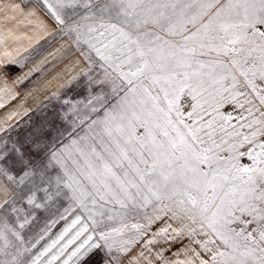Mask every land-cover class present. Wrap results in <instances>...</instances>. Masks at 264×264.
Instances as JSON below:
<instances>
[{
  "label": "snow or ice",
  "instance_id": "6c2138e0",
  "mask_svg": "<svg viewBox=\"0 0 264 264\" xmlns=\"http://www.w3.org/2000/svg\"><path fill=\"white\" fill-rule=\"evenodd\" d=\"M44 3L59 24L65 23L63 9L84 10L81 21L91 23H73L67 30L75 32L76 42L86 44L116 73L113 91L117 79L126 88L103 118L88 125V132L97 126L99 132L91 136L86 132L50 150L48 133L53 129L41 125L26 141L31 153L27 159L13 145L24 166L20 183L30 184L27 204L46 209L50 202L68 195L82 215H76L35 255L31 253L36 244L26 246L21 233L4 222L0 264H109V256L118 261L112 255L114 249L128 252L153 223L169 214L173 220L191 223L179 229L165 224L153 236L166 237L171 229L194 237L199 229L206 239L193 242L210 254L204 259L193 249L199 264H264V141L258 142L264 136V0ZM33 14L14 0L0 7L5 21L23 23L18 17ZM8 36L19 38L11 31ZM3 39L0 36V42ZM88 79L91 83L92 78ZM182 98H190L187 112ZM101 99L92 96L85 107L96 112L92 104ZM81 102L64 101L72 104L69 111ZM225 104L235 105L247 116L236 117L242 122L233 124L232 113L221 111ZM61 119L66 120L67 114ZM72 123L75 128L76 121ZM244 128L249 131L240 130ZM245 144L253 147L240 151ZM245 155L250 165L239 162ZM12 211L21 210L13 207ZM133 215H142L145 223H126ZM28 222L26 215L19 227ZM55 223L42 230L45 235ZM236 223L242 225L239 230L231 226ZM129 230L136 235L125 239ZM42 239L44 235L36 243ZM154 242L148 239L145 245ZM139 255L152 264L143 252ZM157 255L162 264H195L191 258L167 261ZM133 261L140 264L137 257L129 264Z\"/></svg>",
  "mask_w": 264,
  "mask_h": 264
},
{
  "label": "crops",
  "instance_id": "0c3cea01",
  "mask_svg": "<svg viewBox=\"0 0 264 264\" xmlns=\"http://www.w3.org/2000/svg\"><path fill=\"white\" fill-rule=\"evenodd\" d=\"M9 0H0V7L7 4ZM20 3L27 12L31 10L34 14L27 19L18 17L23 23L17 20H3L0 18V148L2 141L8 139L9 134L18 126L25 117L34 110L48 107L55 98L53 93L59 94L66 87L75 84L85 66L93 57L90 55L88 47L81 42H76V33L67 29L73 23H91V21H81L75 18L84 15V10L78 6L65 8L61 14L65 20L64 24H59L51 15L48 8L36 0H14ZM56 0H54L55 5ZM31 20L32 23L27 21ZM11 31L14 39L8 36ZM85 55H81V53ZM8 53L9 55H6ZM86 56L88 58H86ZM15 60L16 63H8ZM72 77H76L69 83ZM1 153V151H0ZM6 171L0 164V205L9 201L14 191L11 180L5 176ZM151 215V209L148 210ZM129 225L133 223H145L143 216H130L126 221ZM188 220H173L169 216H164L161 220L153 223L144 235L140 236L129 247L126 253H117L115 249L112 255L118 256V261H112L111 256L107 257L109 264H129L132 257H137L140 264H147L140 257L143 252L152 264H162L158 253L167 261L193 259L196 260L193 249L200 253L204 259H209L210 254L204 252L194 240L206 239L199 229L194 237L181 233L177 235L171 229L167 236H153V233L165 224H170L172 228H181L182 224H190ZM115 226V224H113ZM195 227V225H192ZM133 230L125 234V239L135 236ZM174 237V239H173ZM154 239V243L145 245V241ZM217 243H219L217 241ZM132 264H136L135 261Z\"/></svg>",
  "mask_w": 264,
  "mask_h": 264
},
{
  "label": "rangeland",
  "instance_id": "374dc122",
  "mask_svg": "<svg viewBox=\"0 0 264 264\" xmlns=\"http://www.w3.org/2000/svg\"><path fill=\"white\" fill-rule=\"evenodd\" d=\"M36 1L46 6L44 0ZM48 3L54 5V0H48ZM81 16L76 17L75 21H77L76 19L81 20ZM81 43L87 47L86 44L83 42ZM88 50L90 51V55L93 59L90 60L84 68V70H87V75H83V73H81L78 81L57 94L52 100L51 105L45 108L36 109L29 116L25 117V119L9 134L8 139H4L1 143L0 164L6 171L4 173L5 176L8 178L13 177L12 179H9L14 186V191L9 201L0 207V225L7 222L19 231L26 246L31 247L32 244H36V247L32 249L31 255H35L41 251L51 239L55 238V236L65 227L67 223H70L76 215H82V212L78 205H76L68 195H62L54 202H50L46 209H34L32 206L28 205L27 195L30 184L27 181L25 184L20 183L19 178L22 174L24 166L19 162L17 154L13 151V145L19 147L21 152L24 153V158L27 159L31 153L29 151V145L26 141L34 136L37 129H39L41 125H50L53 129L52 132L48 133V139L51 146L50 150L59 149L64 145L70 144L71 140L84 136L85 133L88 132V125H90L93 120L103 118L105 110L110 109L112 105L117 104L120 98L124 95L126 85H123L122 81L117 79L115 80V83L118 87L116 91H113V77L116 76V73L113 72L112 68H109L94 51H91L89 48ZM89 77L92 78L91 83L89 82ZM96 81H102V83H96ZM89 83L91 89L90 91ZM96 95L102 96V99L99 102H93L92 107H95L97 111L92 112L91 108L85 107V103L92 96ZM65 100H70L72 102L79 100L82 102L76 106L74 111H69V109L72 108V104H65ZM256 103L258 104L259 101H256ZM182 107L185 112L190 110V98H182ZM246 107L247 105L245 108ZM221 111L225 114L229 112L232 113L233 124L242 122L237 121L235 119L236 117L241 115L247 116L246 111L236 108L235 105L232 104H225ZM65 113L67 114V119H61V115ZM255 115L259 116V113L257 112ZM84 117H87L85 123L79 124V120ZM74 120L77 125L75 128L72 123ZM240 130L244 133L249 131L247 128ZM99 131V126H97L91 132H88V135L91 136ZM261 141H264V136L258 138V142ZM250 147H253V145L245 144L240 151L247 152ZM256 151H259V149H256ZM224 155H227V153H224ZM239 162L243 165H250L252 163L247 155L240 157ZM54 167L56 171H59L58 165H55ZM53 174H55V172ZM67 191L68 190L65 189V193H67ZM42 195L43 193H38V196ZM13 207L20 209L21 211L19 213L13 212ZM66 208H70L71 211L65 213L64 209ZM26 215L29 217V222L23 229H21L19 224L23 222ZM61 215H64L65 219H60ZM18 216L19 219H17ZM243 218L249 219V217ZM53 220L56 221L55 225L50 226L47 235H45L42 230L48 228L50 222ZM231 226L237 230L242 227L239 223ZM252 227H254V225L249 226L247 231H251ZM41 235H44V239L40 240L37 244L36 240ZM9 238L15 242V238L11 237L10 233ZM28 258L30 259L31 256ZM0 259H3V256H0Z\"/></svg>",
  "mask_w": 264,
  "mask_h": 264
}]
</instances>
